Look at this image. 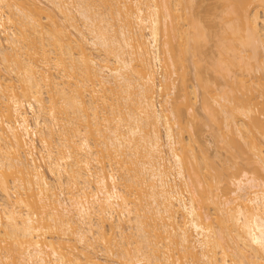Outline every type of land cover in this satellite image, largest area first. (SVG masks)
<instances>
[{
	"label": "bare ground",
	"instance_id": "6f19581e",
	"mask_svg": "<svg viewBox=\"0 0 264 264\" xmlns=\"http://www.w3.org/2000/svg\"><path fill=\"white\" fill-rule=\"evenodd\" d=\"M203 1L0 0V264H264V0Z\"/></svg>",
	"mask_w": 264,
	"mask_h": 264
},
{
	"label": "rangeland",
	"instance_id": "374dc122",
	"mask_svg": "<svg viewBox=\"0 0 264 264\" xmlns=\"http://www.w3.org/2000/svg\"><path fill=\"white\" fill-rule=\"evenodd\" d=\"M211 2V0H204L203 1V3L201 4V6H205V5H207L208 3H210ZM213 42H209L208 43V45H209V48L210 49H215V47L213 46ZM208 72L210 73L211 71L208 69ZM188 77H190L189 78V80H190V82L191 81H193L194 82V80H193V77H192V73H189V75H188ZM199 100V99H198ZM196 101V103H195V105H199V101ZM197 106H195L196 107V109H197V114H198V117L195 119V123L197 124V125H199V124H201L202 122H200L201 120L203 121V122H208V120H207V118H206V116H205V113L199 108V106H198V108H197ZM200 122V123H199ZM207 125V124H206ZM205 125V123L204 124H201L200 126H197V128H198V130H199V138H203V139H199V143L198 142H196L195 143V148L196 149H198L199 150V148L201 147H204L203 146V144L206 146V148H207V151L208 152H212V148H213V146H214V144L213 143H208V139H211V134H210V132H211V129L208 127V126H206ZM201 142V143H200ZM202 145V146H201Z\"/></svg>",
	"mask_w": 264,
	"mask_h": 264
}]
</instances>
